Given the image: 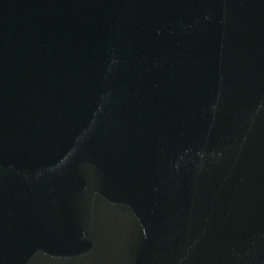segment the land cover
<instances>
[{
  "label": "water",
  "instance_id": "95a60500",
  "mask_svg": "<svg viewBox=\"0 0 264 264\" xmlns=\"http://www.w3.org/2000/svg\"><path fill=\"white\" fill-rule=\"evenodd\" d=\"M0 264H264V0H0Z\"/></svg>",
  "mask_w": 264,
  "mask_h": 264
}]
</instances>
